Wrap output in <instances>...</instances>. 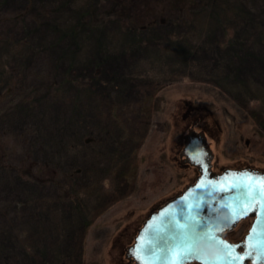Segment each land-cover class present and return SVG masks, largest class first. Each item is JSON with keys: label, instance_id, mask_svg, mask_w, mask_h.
I'll list each match as a JSON object with an SVG mask.
<instances>
[{"label": "rangeland", "instance_id": "obj_1", "mask_svg": "<svg viewBox=\"0 0 264 264\" xmlns=\"http://www.w3.org/2000/svg\"><path fill=\"white\" fill-rule=\"evenodd\" d=\"M125 1L136 27L164 7ZM239 2L252 25L204 11L110 22L102 51L83 29L66 77L61 31L114 1L0 0V264H130L149 213L198 174L180 159L196 119L215 171L264 170V0Z\"/></svg>", "mask_w": 264, "mask_h": 264}, {"label": "water", "instance_id": "obj_2", "mask_svg": "<svg viewBox=\"0 0 264 264\" xmlns=\"http://www.w3.org/2000/svg\"><path fill=\"white\" fill-rule=\"evenodd\" d=\"M199 119L184 136L182 164L197 170L194 182L153 210L126 247L130 264H264V170L244 166L214 170L215 153ZM244 237H224L244 220Z\"/></svg>", "mask_w": 264, "mask_h": 264}, {"label": "trees", "instance_id": "obj_3", "mask_svg": "<svg viewBox=\"0 0 264 264\" xmlns=\"http://www.w3.org/2000/svg\"><path fill=\"white\" fill-rule=\"evenodd\" d=\"M115 6L112 9H108L107 11H99L97 9L90 10L89 12L83 13L82 19L79 20L77 24H75L73 27L69 28L65 33L61 31L60 34V40H65L68 39L70 42V56H72V65L71 68L68 71V74L66 75L69 76V73L73 66H75V63L77 60L81 59V55L84 52V44L86 41L89 39H86V41L83 42L82 38V31L83 29H89L96 33L93 35L92 40H93V45L95 48L100 49L102 51L101 47L105 45V39L102 37L104 32L103 30L106 28L107 24L110 22H128L129 25L131 26V29L129 27V31H135V30H143L145 28H149L150 26H153L154 24H158L160 22H165L167 20V17H170L173 14H181L184 12H195L196 11H204L206 13H210L217 19L219 17H224L225 15H233L234 17L240 18L244 24L247 25H252L253 23L248 22L247 20L245 21L246 18H249L250 21L252 20L253 15L251 14L252 12L243 6L239 0H235L234 4L232 5L231 0H164V1H159L156 3H160V5H163L164 7L161 8L162 13L160 16H156V18L142 24L139 27H136V24L132 21H130V4L129 1L125 0H113ZM167 22V21H166ZM258 30H260V27H256ZM227 32V31H226ZM229 33V32H227ZM135 34V38L137 37V34ZM29 37V36H28ZM27 37V38H28ZM26 38V39H27ZM259 38L261 41L264 43V31L262 30L260 32ZM232 40H234L232 38ZM173 41V40H172ZM180 40L177 39L173 42L169 43L170 47H178L177 50L181 51L183 50V47L179 44L177 45L176 43H180ZM237 41V40H236ZM234 42V41H233ZM237 44V43H235ZM177 45V46H175ZM232 45V44H231ZM87 53V61L92 60L93 53L94 51L88 50L86 51ZM98 55V54H97ZM11 72L9 69H5L1 73L3 75H8L7 73ZM77 83V82H76ZM73 87H77L75 85V82L72 83ZM83 87V86H81ZM80 89V87H77ZM208 129V127H206ZM262 145V144H261Z\"/></svg>", "mask_w": 264, "mask_h": 264}, {"label": "flooded vegetation", "instance_id": "obj_4", "mask_svg": "<svg viewBox=\"0 0 264 264\" xmlns=\"http://www.w3.org/2000/svg\"><path fill=\"white\" fill-rule=\"evenodd\" d=\"M252 223H253L252 218L244 219L238 224V226L235 229H233L232 231L226 232L224 234V237L226 239L236 243V242L244 239V237L248 233Z\"/></svg>", "mask_w": 264, "mask_h": 264}]
</instances>
